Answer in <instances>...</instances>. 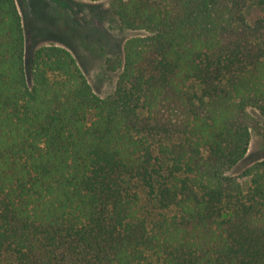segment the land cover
Wrapping results in <instances>:
<instances>
[{
  "label": "trees",
  "instance_id": "obj_1",
  "mask_svg": "<svg viewBox=\"0 0 264 264\" xmlns=\"http://www.w3.org/2000/svg\"><path fill=\"white\" fill-rule=\"evenodd\" d=\"M108 1L143 33L101 96L59 44L30 82L0 0V264H264V0Z\"/></svg>",
  "mask_w": 264,
  "mask_h": 264
},
{
  "label": "rangeland",
  "instance_id": "obj_2",
  "mask_svg": "<svg viewBox=\"0 0 264 264\" xmlns=\"http://www.w3.org/2000/svg\"><path fill=\"white\" fill-rule=\"evenodd\" d=\"M23 18L25 57L32 82V57L37 48L59 44L69 48L94 90L101 96L111 93L120 69L110 65L124 56V44L140 30L124 29L112 13L108 0H16ZM249 22L264 15V7L248 2L244 7ZM255 114L261 118L260 114ZM264 159V137L254 132L247 156L233 168L243 190L248 193L252 182L243 172L255 161Z\"/></svg>",
  "mask_w": 264,
  "mask_h": 264
}]
</instances>
